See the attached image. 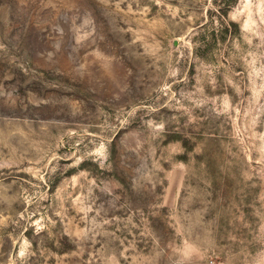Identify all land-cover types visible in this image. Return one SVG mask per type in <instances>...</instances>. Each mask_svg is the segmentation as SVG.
Listing matches in <instances>:
<instances>
[{"label": "rangeland", "instance_id": "1", "mask_svg": "<svg viewBox=\"0 0 264 264\" xmlns=\"http://www.w3.org/2000/svg\"><path fill=\"white\" fill-rule=\"evenodd\" d=\"M0 264H264V0H0Z\"/></svg>", "mask_w": 264, "mask_h": 264}]
</instances>
